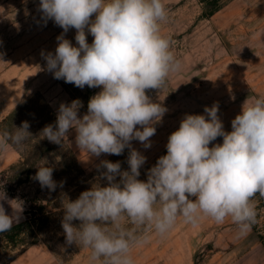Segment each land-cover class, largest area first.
<instances>
[{
	"label": "clouds",
	"instance_id": "1",
	"mask_svg": "<svg viewBox=\"0 0 264 264\" xmlns=\"http://www.w3.org/2000/svg\"><path fill=\"white\" fill-rule=\"evenodd\" d=\"M39 11L45 22L53 20L63 29L55 53H41L47 70L81 89L102 88L82 118L78 100L61 104L55 126H45L41 135L61 144L74 129L76 146L87 156L130 150L128 171H121L119 162L101 161L98 167L105 171L100 176L107 186L97 182L76 200L63 199L66 244L90 250V264H134L132 249L147 244L153 231L166 236L178 219L195 228L205 218L217 224L231 218L237 236H246L257 218L253 200L257 194L264 198V97L246 100L230 132L224 130L218 104L205 107L207 118L186 115L168 138L167 154L142 181L138 177L146 157L131 141L150 148L154 125L167 111L146 90L161 91L171 75L182 71L173 41L161 34L168 19L164 0H40ZM71 28L78 46L64 38ZM28 129L25 121L12 133H0V150L9 141L22 145L31 136ZM218 137L222 144L209 147ZM34 179L42 188L57 187L53 168L46 164L38 166ZM0 201L13 209L9 215L0 203L3 233L19 223L23 208L4 192Z\"/></svg>",
	"mask_w": 264,
	"mask_h": 264
},
{
	"label": "rangeland",
	"instance_id": "2",
	"mask_svg": "<svg viewBox=\"0 0 264 264\" xmlns=\"http://www.w3.org/2000/svg\"><path fill=\"white\" fill-rule=\"evenodd\" d=\"M164 3L168 19L162 22L161 34L173 41L172 51L181 61L182 71L171 75L161 91L146 90L151 101L167 111L154 125L150 148L138 140L131 141L132 148L146 157L138 177L142 181L147 180L148 170L158 158L167 154L168 138L186 115L207 118L205 107L218 104V116L224 130L230 132L231 121L246 100L264 97V0ZM39 4L40 0H0V129L8 113L33 94L48 100L56 115L61 104L78 100V116L82 118L90 98L102 90L78 88L55 79L47 70L41 53H55L63 29L53 20L42 19ZM75 35L76 30L71 28L64 38L78 46ZM86 38L91 44L93 37L87 29ZM25 121L30 120H22L21 124ZM32 136L30 139H34ZM75 137L72 129L63 145L42 152L29 176L16 166L23 160L18 148L9 143L6 150H0V194L17 200L14 206L21 203L20 220L33 203L41 202L49 211L48 219L37 229L36 242L10 249L0 240V264H90V250L65 242L61 226L63 199L74 201L97 182L107 186L100 176L105 171L98 167L101 161L119 162L121 171H128L130 150L125 148L121 155L87 156L76 146ZM222 142L223 138L218 137L209 147ZM42 164L53 168L55 190L42 188L34 179ZM116 179L119 182L120 177ZM253 202L256 223L246 236H237L231 218L223 224L205 218L195 228L178 219L166 236L153 231L147 244L132 249L134 264H264V198L257 194ZM0 203L7 214L13 213L7 201ZM73 223L78 226L80 222Z\"/></svg>",
	"mask_w": 264,
	"mask_h": 264
},
{
	"label": "trees",
	"instance_id": "3",
	"mask_svg": "<svg viewBox=\"0 0 264 264\" xmlns=\"http://www.w3.org/2000/svg\"><path fill=\"white\" fill-rule=\"evenodd\" d=\"M56 119V112L51 107L50 102L37 94H33L26 98L3 119L0 133L5 131L12 133L15 131V127H20L22 125V120H30L28 121V131L30 132L31 129H33L31 135H33L32 138L34 139L28 137V139L19 146L12 144L11 141L8 142L19 149L23 160L16 166L24 170L27 176L31 174L42 152L49 151L64 144V142L61 144L52 143L41 135L45 126L49 124L55 126ZM36 120L39 122H35ZM48 214L49 211L43 203L31 204L27 211V216L20 220L19 223H15L10 231L0 233V240L10 249H15L18 245L36 242L37 229L43 225L44 220L48 219Z\"/></svg>",
	"mask_w": 264,
	"mask_h": 264
}]
</instances>
